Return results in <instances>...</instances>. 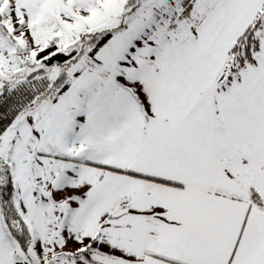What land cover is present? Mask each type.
Masks as SVG:
<instances>
[{
    "label": "snow or ice",
    "instance_id": "snow-or-ice-1",
    "mask_svg": "<svg viewBox=\"0 0 264 264\" xmlns=\"http://www.w3.org/2000/svg\"><path fill=\"white\" fill-rule=\"evenodd\" d=\"M0 264H264V0H0Z\"/></svg>",
    "mask_w": 264,
    "mask_h": 264
}]
</instances>
